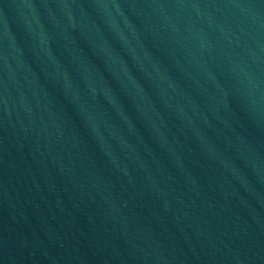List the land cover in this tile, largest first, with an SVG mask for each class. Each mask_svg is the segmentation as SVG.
<instances>
[{"label":"water","instance_id":"1","mask_svg":"<svg viewBox=\"0 0 264 264\" xmlns=\"http://www.w3.org/2000/svg\"><path fill=\"white\" fill-rule=\"evenodd\" d=\"M0 264H264V0H0Z\"/></svg>","mask_w":264,"mask_h":264}]
</instances>
